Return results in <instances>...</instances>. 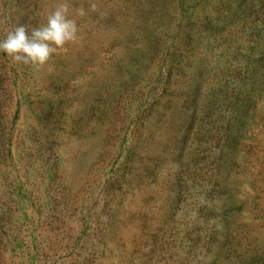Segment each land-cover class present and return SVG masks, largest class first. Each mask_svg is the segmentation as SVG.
I'll list each match as a JSON object with an SVG mask.
<instances>
[{"label":"rangeland","instance_id":"rangeland-1","mask_svg":"<svg viewBox=\"0 0 264 264\" xmlns=\"http://www.w3.org/2000/svg\"><path fill=\"white\" fill-rule=\"evenodd\" d=\"M57 2L0 0V39ZM93 2L0 53V264H264V0Z\"/></svg>","mask_w":264,"mask_h":264},{"label":"clouds","instance_id":"clouds-1","mask_svg":"<svg viewBox=\"0 0 264 264\" xmlns=\"http://www.w3.org/2000/svg\"><path fill=\"white\" fill-rule=\"evenodd\" d=\"M97 9L96 3H90L86 10L83 6L73 7L69 0H59L45 13V22L29 27L18 24L0 39V53L6 54L14 64L41 67L59 50L68 44L78 42L77 18Z\"/></svg>","mask_w":264,"mask_h":264}]
</instances>
